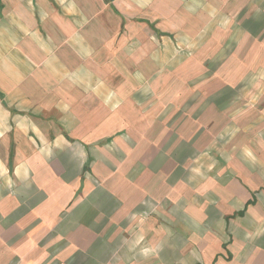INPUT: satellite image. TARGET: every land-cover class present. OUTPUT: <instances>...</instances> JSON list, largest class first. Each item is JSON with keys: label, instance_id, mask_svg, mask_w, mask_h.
<instances>
[{"label": "crops", "instance_id": "1", "mask_svg": "<svg viewBox=\"0 0 264 264\" xmlns=\"http://www.w3.org/2000/svg\"><path fill=\"white\" fill-rule=\"evenodd\" d=\"M0 264H264V0H0Z\"/></svg>", "mask_w": 264, "mask_h": 264}, {"label": "rangeland", "instance_id": "2", "mask_svg": "<svg viewBox=\"0 0 264 264\" xmlns=\"http://www.w3.org/2000/svg\"><path fill=\"white\" fill-rule=\"evenodd\" d=\"M232 90L233 91L230 92V95L237 94L239 92L238 88Z\"/></svg>", "mask_w": 264, "mask_h": 264}]
</instances>
